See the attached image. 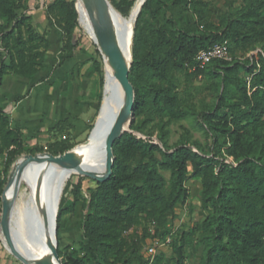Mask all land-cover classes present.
I'll return each instance as SVG.
<instances>
[{
    "label": "trees",
    "instance_id": "obj_1",
    "mask_svg": "<svg viewBox=\"0 0 264 264\" xmlns=\"http://www.w3.org/2000/svg\"><path fill=\"white\" fill-rule=\"evenodd\" d=\"M107 1L123 19L136 2ZM45 18L61 32L62 55L71 58L79 48L75 0H52ZM130 40L131 124L112 144L107 180L78 175L76 183H66L72 200L66 205L60 199L57 227L79 203L83 218L77 241L58 244L61 263L188 264L187 250L195 247L198 264H264V0H224L223 8L215 9L212 0H144ZM223 41L230 61L195 64L200 49ZM49 47L29 0H0V91L6 75L42 71ZM95 51L102 89L104 64ZM197 79L210 97L198 107L191 92ZM188 117L202 130L205 144L192 140L185 128L169 144L167 125ZM149 125L157 130L155 137ZM67 126L63 119L54 129L62 133ZM24 145L23 132L11 126L0 100V214L2 193L19 158L62 155L74 146L69 133L46 147ZM190 178L200 181L204 215L187 228H172L175 208L191 197ZM84 181H89L85 189ZM147 240L168 244L169 251L144 256Z\"/></svg>",
    "mask_w": 264,
    "mask_h": 264
},
{
    "label": "rangeland",
    "instance_id": "obj_2",
    "mask_svg": "<svg viewBox=\"0 0 264 264\" xmlns=\"http://www.w3.org/2000/svg\"><path fill=\"white\" fill-rule=\"evenodd\" d=\"M51 1L29 0V12L33 21L40 32L46 33L50 42L45 57L44 69L37 74L26 77L6 75L0 91V100L4 112L9 116L11 126L23 132L24 147L26 149L34 145L46 147L50 142L59 139L65 133L70 134L73 147L86 142L95 125L101 105L106 98L105 85L101 89L100 75L95 67V62L100 59L95 51L98 48L95 45L96 43L87 34L79 21L80 30L77 31L75 36L79 39V48L71 58H65L61 53V32L45 18V8ZM143 1L136 0L131 9L130 17L128 19L121 18L127 26L130 36L132 35L134 19ZM75 2H78V0H75ZM223 4L224 0H212L214 9L223 8ZM188 19L192 20L193 17L188 15ZM95 24L99 30L96 16ZM253 53L255 54L256 51H253ZM105 75L104 68V77ZM180 80L181 87H185L186 79L183 74L180 75ZM191 92L193 95L192 101L197 107L201 99L209 100L210 98L207 91L204 90V82L201 79H197L191 84ZM101 94L102 98H100ZM63 119L68 120V126L60 133L54 129V126ZM184 128L189 131L192 140L205 144V136L202 130L196 126L192 117L177 122L172 121L167 125L169 144L179 139ZM147 131H152L154 137L157 134V130L152 128L151 125L147 128ZM24 155H28V153ZM2 167L3 160L0 159V168ZM164 174L168 176V172ZM68 181L72 184L76 183L78 175L72 174L65 178L60 188L58 204L61 198L66 199V205L70 204L72 200L70 193L64 191ZM88 185L89 181L83 182L84 189ZM186 185L190 190L191 197L184 206L175 208V219L171 222L172 228L179 226L187 228L199 222L204 215V212L200 209L199 201L200 181L190 178ZM24 188L25 185L22 184L18 189L15 204H21L23 200L29 198V195L32 194L31 190ZM8 195L11 197L12 192ZM82 218L83 211L79 203L73 212L63 217L59 228L56 224L57 247L58 244L62 248L77 241ZM153 246L156 249L155 254L159 251H169L168 244L147 240L141 247V253L147 256L149 254L148 248ZM187 253L188 264H198L200 249L192 247L187 250ZM0 264H22L7 250L1 230Z\"/></svg>",
    "mask_w": 264,
    "mask_h": 264
},
{
    "label": "water",
    "instance_id": "obj_3",
    "mask_svg": "<svg viewBox=\"0 0 264 264\" xmlns=\"http://www.w3.org/2000/svg\"><path fill=\"white\" fill-rule=\"evenodd\" d=\"M91 2L99 25V43H96V45L98 46V50L102 56L104 64L105 61L108 62L120 81L122 88V106L109 125L105 134L104 171L102 173L94 172L90 169H86L80 166L77 163L72 162L69 157V152L74 147L62 155L54 156L45 154H28L22 156L15 162L13 170L9 176L7 185L1 197L2 203L0 214V230L4 238V243L7 250L22 264L43 263L37 257H31L28 253H26L25 251H20V249L16 245H14L11 216L17 196L18 185L13 189L12 195L10 197L8 195V188L10 184L14 180L18 183L24 166L29 162L47 163L62 166L69 173L87 176L98 182L107 180L112 173V144L117 136L129 130L128 125L131 123V119L133 117L132 110L134 104V90L128 78L130 60L127 61L126 56L122 53L120 43L117 39L118 25L115 18L116 11L109 5L107 0H91ZM143 2L141 3V6ZM75 5L78 11L77 2H75ZM124 27L126 26L124 25ZM106 80L107 78L105 75L104 85L106 84ZM127 118L129 119L128 125L126 128H122ZM93 129L91 130V132L93 131ZM90 135L91 133L89 134V137ZM54 178L55 177L51 176V178L49 179L50 181L48 186H46L45 193L49 194L51 197H54L55 203L48 204L46 201H44L40 190H36L34 192L37 217L34 219H32L31 217L26 219L25 235L30 246H32L34 249L39 250L42 254L48 253L56 264H62L57 253L56 238V214L58 208L59 193L61 189L58 185H54Z\"/></svg>",
    "mask_w": 264,
    "mask_h": 264
},
{
    "label": "bare ground",
    "instance_id": "obj_4",
    "mask_svg": "<svg viewBox=\"0 0 264 264\" xmlns=\"http://www.w3.org/2000/svg\"><path fill=\"white\" fill-rule=\"evenodd\" d=\"M77 7L79 11V21L83 28L95 43H99V32L95 24V11L91 0H78ZM115 18L118 25L117 39L120 43L122 53L126 56L127 61H129L131 58L130 33L119 14L115 13ZM123 24L126 27H124ZM104 66L107 78L105 84L106 98L102 103L100 113L95 122V127L86 142L75 146L69 152V157L72 162L97 173H102L104 171V140L106 131L122 106V88L120 81L107 61H105ZM128 122L129 119L127 118L122 128H126ZM70 175H72V173H69L62 166L29 162L24 166L18 183L14 180L8 188V194L12 192L17 185L19 189L22 184L25 185L24 189L32 191L29 198L23 200L21 204H14L11 216L13 240L14 245H16L20 251H25L31 257H37L43 264L56 263L48 253L42 254L39 250L30 246L25 235L26 219L30 217L34 219L37 217L34 192L40 190L43 200L48 204H54V197L45 193L46 186H48L50 181L49 179L51 176L55 177L53 181L54 185H58L61 188L65 178Z\"/></svg>",
    "mask_w": 264,
    "mask_h": 264
},
{
    "label": "built area",
    "instance_id": "obj_5",
    "mask_svg": "<svg viewBox=\"0 0 264 264\" xmlns=\"http://www.w3.org/2000/svg\"><path fill=\"white\" fill-rule=\"evenodd\" d=\"M213 59H222L230 61L231 55L229 54L227 41L215 43L207 48L200 49L194 56V62L197 65H205ZM264 239V236H263ZM169 239H167V242ZM149 255L153 256L156 253L155 247L148 248Z\"/></svg>",
    "mask_w": 264,
    "mask_h": 264
}]
</instances>
